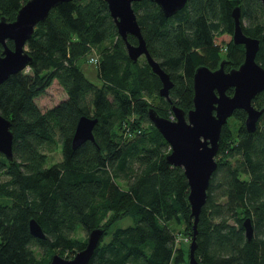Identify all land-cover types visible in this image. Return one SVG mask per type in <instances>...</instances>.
I'll list each match as a JSON object with an SVG mask.
<instances>
[{"label":"trees","instance_id":"obj_1","mask_svg":"<svg viewBox=\"0 0 264 264\" xmlns=\"http://www.w3.org/2000/svg\"><path fill=\"white\" fill-rule=\"evenodd\" d=\"M26 1L0 0V17L14 20ZM235 6L243 32L261 40L260 0H187L169 17L149 0L132 4L150 55L173 82L169 99L159 95L160 80L146 59H129L105 0L61 2L35 26L26 42L28 69L0 84V114L13 133V160L0 154L6 177L0 179V264H48L55 253L71 258L86 244L73 235L78 226L104 230L88 264H188L189 248L176 245L178 234L192 235L187 180L181 167L166 162L170 147L147 111L169 118L175 105L187 112L196 67L215 69L223 60L228 71L242 63L244 47L231 40ZM225 35L230 39L221 41ZM92 56L99 83L82 69ZM255 61L264 67L262 40ZM54 80L66 98L42 111L35 98ZM252 104L264 109V91ZM245 115L235 110L221 129L197 223L195 257L203 264H264V110L254 132L245 129ZM80 116L97 119L94 141L72 148ZM56 147L62 158L49 162ZM122 217L134 224L112 229ZM30 218L44 239L30 234ZM169 221L181 226L179 233Z\"/></svg>","mask_w":264,"mask_h":264},{"label":"water","instance_id":"obj_2","mask_svg":"<svg viewBox=\"0 0 264 264\" xmlns=\"http://www.w3.org/2000/svg\"><path fill=\"white\" fill-rule=\"evenodd\" d=\"M65 1L70 0H27L18 9L14 20L8 21L0 17V45L3 47L0 55V84L11 74L25 69L31 62V57L26 51L27 40L32 36L35 26L48 16L50 10ZM138 1L141 0H105L129 59L136 61L144 56L151 71L160 80L159 95L169 99V90L173 82L147 49L132 7V4ZM149 1L155 3L166 17L175 14L187 2V0ZM260 1L264 6V0ZM231 16L233 18L231 40L233 44L244 47L242 63L228 71L223 67V60L215 69H210L206 65L196 67L193 73V106L184 112L173 105L171 110L174 120L159 115L152 107L147 111L149 120L170 147V152L165 157L166 162L181 167L187 180V199L190 217L193 219L188 264H203L195 257L197 223L207 199L210 178L217 168L216 154L222 126L235 110L241 109L246 114L245 129L254 132L264 110L257 109L252 104L256 94L264 91V67L255 61L260 41H264V32L261 40L246 35L240 25L238 6L232 9ZM128 35L136 38L135 44L128 41ZM7 40L12 41V48L7 46ZM229 89H232L231 93H228ZM96 123V118L88 116L78 118L71 140L72 148H77L87 140L94 141L93 128ZM10 126V121L0 114V154L12 161L13 133ZM243 228L247 240L250 241L253 235L250 218L243 221ZM28 229L35 238L46 237L34 218L29 219ZM103 232L101 227L90 230L83 249L77 251L71 258L55 253L48 264H88Z\"/></svg>","mask_w":264,"mask_h":264},{"label":"rangeland","instance_id":"obj_3","mask_svg":"<svg viewBox=\"0 0 264 264\" xmlns=\"http://www.w3.org/2000/svg\"><path fill=\"white\" fill-rule=\"evenodd\" d=\"M229 39H230V36L225 35L221 41H228ZM139 58H140L139 59L140 62H142L144 56H141ZM82 69H83L84 74L88 80H90L94 83H99L97 73H96V66L94 65V63L86 62L85 64L82 65ZM210 69H212V68H210ZM64 98H66L65 91L58 84V82L56 80H54L52 82V84L46 88V90L43 94H41L40 96L35 98V102H36L37 106L43 111V110L50 108L53 105L57 104L58 102H60ZM169 119L174 120L175 119L174 115L170 116ZM48 153H49V157H48L49 162H58L62 158L59 147H56L55 149H53L52 151H50ZM243 177L246 178L245 175H243ZM5 178L6 177L4 175H0V179H5ZM119 182L121 185L125 184L121 180H119ZM109 214L110 213H108V216H106L104 218V220L101 222L102 226L107 221V219L110 217ZM133 224H134V220L131 217H122L121 219H118L112 225V229H114L116 227H126L128 225H133ZM168 225L170 226L171 229H175V231L177 230L179 233L178 229H181V226H179L175 221H169ZM88 233L89 232H86L82 227L78 226L76 228L75 232L73 233V235L78 240H82V241L87 242ZM109 236L110 235H105L103 238L104 241H107ZM190 242H191V239L188 236H186L185 234H178L177 239H176V245L182 246L184 249L187 250L189 248ZM56 254H58V253H56Z\"/></svg>","mask_w":264,"mask_h":264},{"label":"built area","instance_id":"obj_4","mask_svg":"<svg viewBox=\"0 0 264 264\" xmlns=\"http://www.w3.org/2000/svg\"><path fill=\"white\" fill-rule=\"evenodd\" d=\"M95 60H96V58H95V57H93V56L90 58V62H92V63H93V62H95ZM25 69L27 70L28 68H27V67H25Z\"/></svg>","mask_w":264,"mask_h":264}]
</instances>
